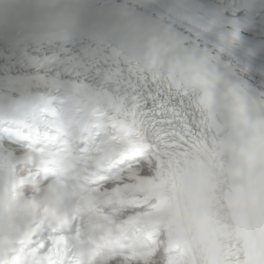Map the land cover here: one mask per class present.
I'll return each instance as SVG.
<instances>
[{
    "label": "clouds",
    "instance_id": "1",
    "mask_svg": "<svg viewBox=\"0 0 264 264\" xmlns=\"http://www.w3.org/2000/svg\"><path fill=\"white\" fill-rule=\"evenodd\" d=\"M195 32L86 48L74 0L0 8V264H264V0Z\"/></svg>",
    "mask_w": 264,
    "mask_h": 264
}]
</instances>
